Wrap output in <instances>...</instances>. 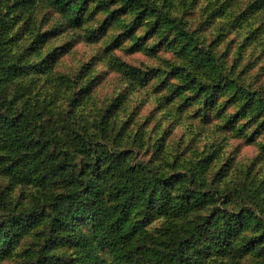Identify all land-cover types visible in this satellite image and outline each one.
<instances>
[{"label": "rangeland", "instance_id": "obj_1", "mask_svg": "<svg viewBox=\"0 0 264 264\" xmlns=\"http://www.w3.org/2000/svg\"><path fill=\"white\" fill-rule=\"evenodd\" d=\"M99 1L81 0L72 21L55 0H0L2 99L54 119L86 166L104 144L142 185H158L164 207L140 191L132 209L144 233L194 226L213 247L206 260L238 254L241 264H264V0ZM115 175H106L109 200ZM53 183L26 182L0 161V225L63 192ZM73 216L71 230L93 232L88 213ZM50 221L10 226L0 264H33L46 243L48 262L87 264L77 233L50 230Z\"/></svg>", "mask_w": 264, "mask_h": 264}, {"label": "trees", "instance_id": "obj_2", "mask_svg": "<svg viewBox=\"0 0 264 264\" xmlns=\"http://www.w3.org/2000/svg\"><path fill=\"white\" fill-rule=\"evenodd\" d=\"M123 1L128 6L140 3L139 0ZM55 2L59 11L71 15L72 21L80 20L84 2ZM99 5L105 7L107 4L101 0ZM6 25L4 18L0 17V27ZM63 130L62 126H58L54 119L46 116L40 109L11 106L0 95L1 166L11 174L21 175L26 182L37 181L42 186L46 183L54 184L55 180L64 182L63 192L44 194V205H38L32 212L24 210L16 219L0 225V253H6L7 241L11 236L10 226L22 225L27 218L39 219L45 216L51 218L50 230H64L68 227L71 230L76 221L73 215L84 210L93 219V232L71 231L77 233V238L83 245L87 264H111L105 255L106 248H102L103 243L119 254L121 264H241L239 261L242 256L238 254L228 255L225 259L213 257L206 260L203 255L212 252L213 247L209 245L205 234H201L200 238L196 235L194 226L192 230L185 227L188 230L186 232L174 227L165 235L144 233L143 219L133 217L132 209L136 207L135 201L139 199L140 191L150 207L152 203L156 210L160 206L164 207L162 204L156 206L158 192L154 189H157L158 185L155 186L154 183L152 190L149 185H142L144 181L140 179L143 176H131L127 172L126 159L122 154L107 149L102 143L100 144L103 145L104 155L98 156L97 146L91 164L86 166L85 161L72 158V147L62 138ZM77 147L81 152L86 149L84 144ZM108 172H115L117 179L112 202L107 196L108 189H104ZM101 174H104V177ZM98 175L102 179H99ZM182 199V203L191 201L190 193L182 196ZM166 201L170 202L167 193ZM221 237L227 238L228 234L223 235L221 232ZM53 252L54 249L49 248L46 243L38 250L33 264H52V261L48 260L52 259Z\"/></svg>", "mask_w": 264, "mask_h": 264}]
</instances>
